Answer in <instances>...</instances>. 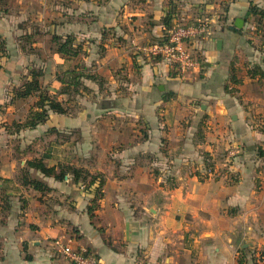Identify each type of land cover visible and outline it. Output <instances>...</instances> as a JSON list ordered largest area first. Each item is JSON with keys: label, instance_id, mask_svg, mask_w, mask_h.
Returning a JSON list of instances; mask_svg holds the SVG:
<instances>
[{"label": "crops", "instance_id": "1", "mask_svg": "<svg viewBox=\"0 0 264 264\" xmlns=\"http://www.w3.org/2000/svg\"><path fill=\"white\" fill-rule=\"evenodd\" d=\"M0 3V42L5 41L7 49L11 36L14 37L13 47L27 56L40 54L37 38L41 31L35 24L25 22L36 20L34 17L60 16L61 21L58 25L52 22L48 32L51 60L58 59L61 64L63 60L64 64L56 62L60 67L49 76L43 63L28 67L44 69L41 80L44 87L59 90L62 85L56 80L57 71L75 65L86 66L97 77L95 81L83 78L94 97L88 110L78 113L79 98L81 104L86 98L83 93L68 104L75 108L73 113L50 112L46 123L19 131L14 121H24L37 100L15 96L28 72L14 81L8 91L0 87V114L4 115L6 107L12 109L10 120L0 121L1 134L10 138L38 132L36 141H42V136L51 140L40 153L34 142L16 159L6 160L0 153V264H72L53 245L59 236L74 246L90 247L106 264H239L238 259L241 264H264V169L259 152L264 134L247 132L249 107L243 103L246 96L241 97L244 87L251 85L248 95L254 102L252 109L264 117V78H250L246 73L245 78L238 76L239 61L249 65L253 57L246 41L248 18L252 17L248 15L250 4L262 7L264 0H0ZM11 4L15 17L8 21ZM222 6L228 10L224 12ZM221 14L224 21L219 19ZM204 16L214 17L215 21L212 34L193 45L201 61L198 71L182 75L161 58L132 53V44L140 40L138 34H143L147 41H160L176 22ZM168 17L171 20L166 21ZM238 18L244 20V26L231 28ZM122 22L128 30L122 31ZM25 34L32 35V43L27 46L32 49L29 53L22 50ZM54 34L63 40L72 35L76 44L82 46V52L72 58L57 53ZM78 34L83 38L92 34L91 41L83 40L103 49L99 56L90 59V64L81 61L90 56V49L78 42ZM115 38L122 42H115ZM258 63L264 71V60ZM121 74L125 81H120ZM234 74L242 79V84L232 83ZM107 81L110 87L105 89ZM63 98L66 96L60 97ZM5 100L7 103H3ZM18 111L22 115L17 116ZM108 116L114 119L128 116L137 125L127 123L126 129L110 134L111 149L99 150L91 160L96 167L80 165L70 156L58 157L103 177L102 197L93 218L88 207L98 184L88 189L69 182L57 187L65 182L41 174L40 180L52 192L42 196L21 186L18 179L26 161L42 156L56 142L53 138L57 137L48 132L50 129L70 135V139L61 137L57 144L80 147L84 139L82 131L89 126L87 119ZM140 124L137 130L135 126ZM142 128L146 131L144 138ZM210 135L220 136L221 141L211 139ZM247 139L253 143H246ZM2 144L0 138V149ZM220 146L230 150L228 157L219 169L210 170L204 154ZM17 160L22 166L16 176ZM46 162L55 163L52 159ZM5 163L10 164V170H5ZM25 190L33 192L31 198L23 195ZM56 190L61 191L58 194ZM53 192L58 194L55 200L51 199ZM32 205L37 210L44 206L46 212L27 213ZM245 244L247 247L242 248Z\"/></svg>", "mask_w": 264, "mask_h": 264}, {"label": "rangeland", "instance_id": "2", "mask_svg": "<svg viewBox=\"0 0 264 264\" xmlns=\"http://www.w3.org/2000/svg\"><path fill=\"white\" fill-rule=\"evenodd\" d=\"M0 5H2V3H0ZM11 10H10V14L9 17L7 18V20L9 21L10 19H14V11L12 9V4H11ZM29 17V16H27ZM34 16H32L31 18H33ZM36 20L34 21H28L25 22L26 25H32L35 24L37 26V28L40 29L41 31V36H39L38 39V51H40L38 55H31V56H27L25 54H22L20 49L17 47H13L14 45H16L13 41L15 39H13L14 37L11 36V43H9V45H7V49L6 50H2V48L0 47V87H4V89H6V91H8L12 85L14 84V81L18 80V78L20 77L21 79V75L25 74L28 72V67L30 66V64L32 63H43L42 65H45V69H46V73L49 76V73L51 71H54L55 69H57L58 67H60L61 61L58 59H54L51 60V58L53 57V53L51 48V44L50 42V35L49 32L52 29V22L56 23V25H58V22L61 21L60 16H52V18L49 19H45L42 17H34ZM68 19V17L63 18L64 21H66ZM90 20V18H89ZM257 20V19H256ZM132 24H136V22H132ZM120 27L122 29V31H125V29L128 30L127 24H124L123 22L120 23ZM139 27V26H138ZM49 31V32H48ZM60 33H61V29H59ZM48 32V33H47ZM135 33H137V31H134ZM140 32V31H139ZM137 36V34H136ZM134 36V37H136ZM140 40L138 42H136L133 45V50L132 53H137V52H141L144 53V55H147L144 51H142V47L149 44V43H153L155 41L152 40H145L146 38H143L144 35L143 34H138ZM94 36L91 34L89 35L87 38H83L82 35L78 34V39H80V43L84 44L85 43V47H89L86 49H90V56H86L87 58L82 59L81 61L87 64H90V59L91 58H96L97 56H99L102 52L103 49L102 47L98 48L96 47V45L92 42H90L89 44L86 43V40L91 41ZM246 37H247V42L249 43V48H250V52L253 53V57H250L251 62H249V65L243 64L241 63V61H239L238 63V67H239V71H238V76L240 77H244L245 78V73L248 69L250 70H254V65H260L258 62L261 60H264V26H259L257 24V22L255 21L254 18H248V25L246 28ZM86 39V40H83ZM117 39V38H115ZM82 40L84 42H82ZM117 43H121V40L115 41ZM1 43V42H0ZM13 44V45H12ZM4 49V48H3ZM38 53V52H37ZM128 53V52H127ZM108 54V53H107ZM151 56V55H148ZM114 57V56H113ZM57 58V57H56ZM34 61V62H32ZM56 62L60 63L57 64ZM45 63H48L49 65H46ZM255 63V64H254ZM62 64H64V61L62 60ZM61 64V65H62ZM70 64V63H69ZM39 65V64H38ZM71 65V64H70ZM124 65V64H123ZM261 66V65H260ZM104 74L107 73L106 70L102 71ZM124 74H121V76H119L120 81H125ZM123 85V84H121ZM108 87H110V85L107 83L105 84L104 88L108 89ZM241 89V88H240ZM252 90L251 85L244 87V92L242 94L241 97H245L246 96V100L243 101L244 105L248 109L249 115H248V126H247V132H253V131H257L260 134H264V117H260L259 114H257L256 112H254L253 105L254 102L251 99V96L249 97L248 95V91ZM240 91V90H239ZM81 99L79 98V104H80V112H82V110H88V107L92 105V103L94 102V97L91 96L90 92L86 93V98L83 99V103L81 104ZM3 103H7L6 100ZM3 105V104H2ZM79 106L78 104L76 105V107ZM3 114H0V121L1 119H5V120H10L9 118H11L12 116V109H8L7 107L4 108L3 110ZM17 116L22 115V113L16 112ZM76 116V115H75ZM87 121L89 122V126L86 128V130L83 132V143H81V146L78 147H70L69 145H66V143L63 142L62 145H59L57 147H53L52 149V153L55 157H59V158H64L67 156L72 157L73 159H77V161L79 162L80 165L85 164L86 166H88L90 169H92L93 167H96V165H94V162H91V160L97 155V153L99 152V150H110L111 149V145H109L108 142V138H110V134L115 135L114 132L118 131L120 128L126 129L127 123L128 124H132V125H137V123L132 119L130 120V118L128 116L124 117H120L119 119L117 118H112V117H104V118H98V119H94L93 117H89L87 119ZM94 123V124H93ZM142 125H138L135 126V128L138 130ZM132 127V126H131ZM113 129V131H112ZM143 129V128H142ZM62 131H69V133H71V130L68 129H61ZM144 130V129H143ZM112 132V133H110ZM203 132V128L200 127V129H198V133L201 134ZM129 133L133 134L132 130L130 129ZM144 134H146V131H141V137L144 138ZM214 134V133H212ZM129 135V134H128ZM127 135V136H128ZM140 136V134L138 135V137ZM38 136V132H24L21 133L18 136L15 137H10L8 138L6 135H2L0 132V138H2V145H1V152L2 154L5 155V159H10V158H15L22 152V151H26L27 150V145H29L30 143L34 142L33 144H35V149H38L37 151L40 153L41 151H44V149L48 146H46V143H50L51 140L47 137L42 136L41 139L42 141H36L35 139H37ZM205 137V136H204ZM211 139L213 137V139H216L218 141H221L220 136L216 137V135H210ZM228 137V136H227ZM102 138L103 141L102 142H98V140ZM237 138V137H236ZM235 139V138H234ZM60 139L58 138H53V141H59ZM253 140L251 139H247L246 143H253ZM60 143H62L60 141ZM220 143V142H219ZM245 143V145H246ZM257 143V142H256ZM263 145L260 146V150L259 152L262 154V168L264 169V149L262 147H264V141H262ZM45 145V146H44ZM238 146H240L239 144H237ZM16 147L18 148V150L16 149ZM113 147V146H112ZM228 148H225L224 146H220V148L216 149L214 152H205V157H206V167H208V169L210 170H214L216 168H218V166L220 164H224V160L227 159V154L229 153L230 150H227ZM79 153L82 154V156H79ZM214 154V156H212L211 154ZM208 155V156H207ZM21 158L23 156H20ZM215 157V158H214ZM213 159V160H212ZM76 161V162H77ZM15 162V173L16 176L18 175L19 169L21 168V164L22 162H20V160L14 161ZM50 164L53 162H49ZM227 164H229V162L227 161ZM5 170H10L11 166L8 163H5L4 165ZM223 168V167H222ZM220 168V169H222ZM219 169V168H218ZM262 169V170H263ZM41 176L40 173L36 172V171H32V177L38 178ZM42 180V179H41ZM69 183H71V180L66 181L65 183H59L57 184V187H64L62 185H67ZM84 188L86 189V186L84 185ZM28 191V190H27ZM25 190V192H23V195H26L27 197L31 198L33 195V192H27ZM57 193L59 194L61 190H56ZM58 194H56V192H53L51 199L55 200V198L58 197ZM44 206H41V208H39L38 210L32 205L28 208V210L26 211L27 213H32L35 214L37 212L40 213H44L46 212V209L43 208Z\"/></svg>", "mask_w": 264, "mask_h": 264}, {"label": "trees", "instance_id": "3", "mask_svg": "<svg viewBox=\"0 0 264 264\" xmlns=\"http://www.w3.org/2000/svg\"><path fill=\"white\" fill-rule=\"evenodd\" d=\"M223 7V6H222ZM224 12L228 10L226 6L223 7ZM248 15L252 16L259 26H264V6L260 7L257 4L251 3L248 11ZM219 17L221 21L225 20ZM257 19V20H256ZM171 19L166 18V21ZM32 35L25 34L22 37L23 44L22 50L24 52H30L32 49H27V46L32 43ZM53 42L56 43L57 53L66 57H76L82 52V46L76 44V39L72 35H67L65 40L60 35L54 34L52 37ZM5 41L0 43L2 50H6ZM4 48V49H3ZM28 75L24 76L23 84L16 89L15 96L19 99L26 100L28 98H36V102L31 107L26 119L22 122L14 121V126L17 131L21 129H34L40 124H44L49 119V113L53 112L60 115L71 114L75 111V108L68 106L76 99V96L83 95V93L89 92V88L84 84V79L97 80V77L89 72V69L84 65H75L72 68L68 67L64 70L57 71L56 80L62 85V87L54 91L51 86L44 87L41 83L42 78L45 75V71L42 67H32L28 69ZM246 76L250 78H264V71L260 65H254V70L248 69ZM231 81L233 84H242V79L238 78L236 74L232 75ZM233 92V90H230ZM61 96H66V99H60ZM50 134L55 135L58 139L65 137L70 139V135L60 133L56 128H52L48 131ZM57 141L54 142L49 149L40 157H36L27 160L25 166L21 168L19 182L21 186L25 188H32L38 191L42 196L52 192V188L44 181L34 178L31 175V171H37L44 177L53 178L57 182H66V177L71 180L74 185L82 184L88 189L89 187L98 184L94 198L90 201L91 205L88 207L90 217H94V211L98 207V200L102 197L101 189L104 186V179L100 175H94L89 170L78 167L70 161H62L58 157L52 155L53 147H57ZM52 148V149H51ZM208 156V155H207ZM53 160L54 165H49L46 160ZM6 182V181H4ZM238 263L241 264V259H238Z\"/></svg>", "mask_w": 264, "mask_h": 264}, {"label": "built area", "instance_id": "4", "mask_svg": "<svg viewBox=\"0 0 264 264\" xmlns=\"http://www.w3.org/2000/svg\"><path fill=\"white\" fill-rule=\"evenodd\" d=\"M214 21V17L204 16L194 21L176 22L166 31L162 40L149 43L141 50L147 55L163 59L182 75L194 73L201 68V61L193 45L196 40L212 34ZM53 245L72 264H106L90 247L74 246L63 236L55 238Z\"/></svg>", "mask_w": 264, "mask_h": 264}, {"label": "water", "instance_id": "5", "mask_svg": "<svg viewBox=\"0 0 264 264\" xmlns=\"http://www.w3.org/2000/svg\"><path fill=\"white\" fill-rule=\"evenodd\" d=\"M244 26V20L243 19H236L234 25L231 26V28H239L241 29ZM161 90H164V86H160ZM247 244H245L242 248H246Z\"/></svg>", "mask_w": 264, "mask_h": 264}]
</instances>
